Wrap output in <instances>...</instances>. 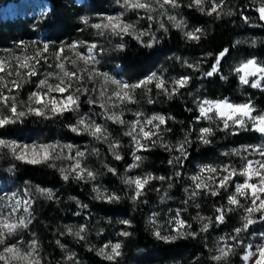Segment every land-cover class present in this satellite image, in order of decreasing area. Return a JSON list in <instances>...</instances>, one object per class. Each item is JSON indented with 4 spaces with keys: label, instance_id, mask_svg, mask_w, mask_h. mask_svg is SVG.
<instances>
[{
    "label": "clouds",
    "instance_id": "9594fccd",
    "mask_svg": "<svg viewBox=\"0 0 264 264\" xmlns=\"http://www.w3.org/2000/svg\"><path fill=\"white\" fill-rule=\"evenodd\" d=\"M112 3L121 11L112 15L98 16L95 22L87 16L81 17L85 25L83 31H90V35L99 40L93 43L80 40L79 47L86 49L83 54L73 48L74 44L69 46L74 54L64 59L53 53L54 61L59 62L48 65L51 71L42 74L35 89L29 92L26 98H21V91L31 83V80L28 75H22L14 67L15 63L21 62L24 57L18 58L10 55L0 58V64L4 70V74L0 75V121H10L8 124L0 125V132H6L15 125L24 126L29 120L34 121L33 127L36 124L44 127L51 122L52 128L57 133L68 131L76 136H87L89 142L85 149L80 150L72 143H61L59 139L48 141L47 132L33 138L31 142L0 137V141L3 142L0 145V163H7L6 170L14 173L18 171V164L26 163L17 158L22 152L26 151L31 158L35 150L42 157L43 150L46 149L49 153L48 159H42L39 164L55 170L63 182L72 181L89 185V199L94 202L120 205L127 200L135 210L140 205L149 203L147 199L149 193H154L160 203L173 199L169 192L175 188L176 183H182L179 179L180 169L184 167L185 161L189 158V149L193 145H196L197 152L202 148H215L216 144L221 142L217 138V133H223L227 137L236 132L254 130L264 136V133L256 131V128L260 126L258 121L264 118V112L253 115L257 108L251 103L235 104L227 99L200 100L197 98L193 100L195 109L199 113L195 123L203 121L207 126L195 129V135H193L194 124L189 125L188 129L181 128L182 138L173 142L168 138V134L173 129L165 126L166 122L182 126L185 121L171 114L165 115L159 112L148 114L144 106L166 105L182 100L185 96L182 90L191 88L193 76L166 78L152 72L139 83H126L115 78L124 72L123 58L129 50V43L125 37H131L141 47L151 50L154 45L160 44L163 38L168 37L171 30H176L186 44L201 45L202 41L208 40L212 35L211 27H190L188 20L182 15V8L208 17L213 22L239 15L249 26L261 27L255 21H264L260 19L259 13V10L264 8V0H247L244 5L258 12V17L244 16L238 6L235 4L229 6L226 0H172L171 3H166L165 0H112ZM131 14H135L136 18L126 19ZM109 18L119 20L121 27L115 30L111 26L105 27ZM144 21L147 22V27H142ZM97 24L101 27H94ZM125 26L128 28L127 32L124 31ZM157 33H163V37L158 38ZM145 37L148 39L145 40ZM249 46L258 47V41L253 39L249 42ZM227 52L228 48L225 47L219 53L211 70L207 72L203 71L201 61L190 62L179 56L176 59L180 62L181 68L200 73L197 79L209 78L219 74L220 57ZM212 55L213 53L208 52L205 59ZM250 61L255 62V67L249 69L246 74L243 70L244 65ZM113 64L115 67L110 71L115 76L110 74L109 70H102V66L108 67ZM10 67L12 71H8ZM21 67L28 68L29 75L34 76L37 73L35 64H27L25 67L21 63ZM255 69H260V71H255ZM231 73L237 78L240 87L248 86L251 89L264 91V64L257 59H247L237 64L231 68ZM228 80L229 76L220 75L221 83L227 84ZM141 82H143L142 86L137 87V84ZM17 86L20 90L13 93L12 89ZM199 90L200 85H197L196 91ZM186 95L193 97L194 92L188 91ZM120 97L126 98L122 100ZM83 105L88 106L87 111L83 110ZM218 105L222 107H217ZM93 106H98L101 110L97 112ZM240 107H247L249 112L245 114L235 111ZM13 108L16 110L15 113L12 111ZM187 111L190 113L193 109L188 108ZM129 114L133 119L126 118ZM98 119L101 122H98ZM111 125L117 126L120 133L114 134ZM98 128L99 132L96 131ZM125 137L128 138V143H124L123 138ZM99 145L107 148V154ZM125 149L131 150L132 162L120 171L114 164H109L107 159L110 156L113 161H124ZM154 149H161L168 154L167 164L171 167L168 175L145 170L150 157L144 155L143 152ZM217 151L219 156L227 158L228 162L204 163L194 174L186 175L185 179L190 181V184L182 187V192L186 197L183 200L185 207L169 209V211H175L176 215L164 224L154 219L158 215L154 213L153 217L149 218V223L155 225L151 228V235L164 243H176L179 240L196 238L206 239L205 234L213 225L219 227L226 222L225 218L228 213H237L240 226L233 229L234 235L217 237L214 248L208 249L207 260L210 264H232L233 258L243 248L244 252L240 258L244 264H256L260 252L264 250V243L257 245V250L253 252L250 250L251 243L246 244L244 241L249 227L264 221V209L260 208V204L264 203V145L228 147L217 149ZM250 156L259 158L250 160ZM92 160L96 163L92 164L90 162ZM109 173L123 187V192L113 191L103 183ZM234 176L242 177L243 183H235L234 191L229 192L230 186L234 183ZM138 180L144 184L143 189L138 188ZM154 182L159 186H154ZM245 185L256 187V193L253 194L251 189L246 188ZM41 189L43 191H40ZM32 191L29 189L27 194L31 195ZM34 191L39 194L37 198H42L46 202L55 198V193L51 189L37 187ZM223 194H227L225 204L212 205L214 212L211 215L202 214L201 204L198 202L202 195L217 197ZM233 200L236 202L232 203ZM67 201L77 205L79 210L74 213L75 216H80L82 211L89 208L88 204L82 203L78 197L72 195L67 197ZM24 202L26 206L23 214L17 215L22 205L21 201L15 198L14 203L10 205L11 212L0 213V264H44L47 261L42 242L37 234L29 233L31 239L24 238V232L32 223L29 218L31 216L29 209L33 201L29 199ZM189 207L197 209L195 215L191 217V222H187L186 227H181L178 232L170 231V228L178 226L177 221H183L180 219L181 212H187ZM257 213H259V219H257ZM108 223L111 224L112 221L109 220ZM119 223L129 227L134 226L131 221L125 219H121ZM185 223L183 221L184 225ZM193 223L198 226L196 231H193ZM104 231L102 227L96 228L87 224H65L62 230L58 227L54 235L68 237L78 245L83 243L87 251L93 252L104 260L112 261L114 264H121L125 255L122 251L123 241L109 242L99 247L92 243L91 236L95 235L99 238ZM156 233H160L159 237ZM116 235L132 237L134 234L128 230H121ZM261 235L264 236V233ZM53 242L64 254L63 259L56 261V264H83L77 258L76 253L70 252L61 239L57 238ZM116 244L120 245L119 256L112 253V247ZM9 249L14 250L15 258L13 253L8 251ZM108 256H112V259L109 260ZM118 257L120 260L117 259ZM253 257L258 258L253 260Z\"/></svg>",
    "mask_w": 264,
    "mask_h": 264
},
{
    "label": "trees",
    "instance_id": "16d2710c",
    "mask_svg": "<svg viewBox=\"0 0 264 264\" xmlns=\"http://www.w3.org/2000/svg\"><path fill=\"white\" fill-rule=\"evenodd\" d=\"M16 0H0V5H7ZM51 5V11L46 15H37L28 18H11L6 20H0V56L1 58L8 57L10 55L16 56L17 53H27V55H33V46L39 48L38 53H35V61L39 65V76L42 72H47V64L44 63V57L47 53H42V46L39 40L35 39L40 33L47 34V46L50 53L53 52L59 46L64 47L66 44L77 43L83 40L82 37L87 33L83 31L85 25L83 24L81 17L104 14L105 0H86L85 3L79 5L75 0H45ZM229 6L235 4L239 7V10L244 13V16L258 17L259 13L251 7H244L247 0H226ZM182 15L188 20L191 26H204L205 28L211 27L212 35L208 40L202 41L201 45H188L181 38L180 33L176 30H171L168 37L163 38L160 44L154 45L151 50L145 49L137 44L135 41H127L129 43V50L123 58V68L127 75L134 77H140L152 72L157 66H166V68L176 71L178 75L184 74L180 72L181 66L176 57L179 56L183 59L190 58L194 61H201L203 71L207 72L211 70L212 65L215 63L219 53L223 51L225 47L228 48V52L225 53L221 59V65L219 74L213 77L204 78L200 77V73H193L187 69L190 73L189 76H193L192 84L196 83L201 85L206 93L205 97L211 100H229L235 103H241L242 99L239 97L238 80L236 77L229 76L225 72V68L230 60L236 56H240V53H245V57L256 58L260 63L264 64V38L258 42V47L249 49L246 51L244 45L237 43V39L246 34H257L264 36V21L256 20L255 23L261 25V27H251L246 24L241 16L237 15L231 19H222L220 21L213 22L210 18L204 17L199 13H196L190 9L182 8ZM157 37H163V33H157ZM87 42H91V39L85 38ZM208 52L213 53L211 57L205 59ZM158 58L156 64H153V60ZM38 59V60H37ZM115 65V64H114ZM185 69V68H183ZM178 70V71H177ZM186 70V69H185ZM4 74V73H3ZM220 75L229 76L227 84L221 83ZM31 83L26 85L21 91V95L24 97L34 90L35 84L39 81L36 76H30ZM20 90L17 88V91ZM249 94L252 95L251 102L259 108L264 110V91H253L246 88ZM184 92V91H182ZM185 93V92H184ZM161 108L162 113L164 111L173 115L177 119H182L185 123L181 126L178 124H172L169 122L171 128L175 132V135L180 137L181 128L188 129L189 125H196L195 120L198 117V113L195 107L192 105L191 100L185 94L182 100H176L170 104H154L151 108ZM192 108V112H188L187 109ZM164 110V111H163ZM33 120L25 122L24 126H19L18 129L13 130L15 126H11L7 132L17 131L24 137L25 134H32L36 131H45L46 128L54 130L50 124L42 127L40 124H36L33 127ZM48 126V127H47ZM248 138V135H242L236 138ZM216 152L214 148H202L199 152L196 151V145L189 149V159H206L208 156ZM150 157L149 165L155 170L167 168V157L160 151L148 153ZM161 166V167H159ZM14 178L16 177L20 183L34 182L40 184L45 188H56L61 195H70L83 199L85 194L88 193L87 189L80 191L76 187L70 186L68 183L64 184L60 181V177L47 170L45 167L30 166L23 163L18 164V171L12 173ZM66 199V198H65ZM90 200V199H89ZM210 201L217 205V199ZM91 201V200H90ZM96 204L94 201L91 202ZM213 204V205H214ZM61 208L54 204L45 205L40 208V217L42 225L38 224V233L40 234L45 250V254L49 257L50 264H56V261L62 260L58 256V251L53 241H50V236L54 232H57L59 223L63 218L72 216L78 209L74 205H64L62 201ZM97 209L101 216L105 218H112L115 220L119 216L130 219L133 226L134 240L131 241L132 247L144 246L149 248L147 250L153 259L159 263L170 262V264H210L207 260V248L205 246V240L201 238L188 239L178 244L164 245L160 243H153L150 237V233L146 229L145 216L146 207H138L133 210L127 200L120 205L110 204H98ZM63 208V209H62ZM84 215V212H81ZM80 215V216H81ZM91 219V217H87ZM226 222L230 221L229 216H226ZM226 222L224 224H226ZM221 224L219 227L223 226ZM218 227V228H219ZM61 239V238H60ZM62 241L73 246L79 253L81 258L86 264H114L107 261H100L93 253H88L84 250L83 244H76L71 239L64 238ZM53 242V243H50ZM150 257V258H151ZM199 257V259L197 258ZM45 264H48L45 262Z\"/></svg>",
    "mask_w": 264,
    "mask_h": 264
},
{
    "label": "rangeland",
    "instance_id": "374dc122",
    "mask_svg": "<svg viewBox=\"0 0 264 264\" xmlns=\"http://www.w3.org/2000/svg\"><path fill=\"white\" fill-rule=\"evenodd\" d=\"M75 1L79 5L86 2V0H75ZM105 9H106V11L104 14L94 15V16H91L89 19H91L93 22H95L98 16L112 15V14H116L117 12L121 11L119 8L114 6V4L112 3V0H105ZM50 10H51L50 3L48 1H45V0H16V1H13V2L7 4V5H0V20H6V19H11V18H22V19H24V18H28V17H34L37 15H46L50 12ZM135 18H136L135 14H131L129 17H126V19H135ZM189 26L191 27L190 23H189ZM142 27H147L146 21L142 22ZM88 37L91 39V42H87L86 40H84L85 38H88ZM263 38H264V36H262L260 34L259 35L254 34V33L253 34H246V35L242 36L241 38H238L237 43L240 45H244V48L246 49V51H248L249 49H252L249 46L250 41H252L253 39H256L259 42V41H262ZM46 39H47V34L44 32V33H40L37 36V38L35 39V41L39 40L41 42V46H42V50H41L42 53H47V56L44 57L43 60L45 61L44 63L47 64L46 68L48 69V71H51V69L48 67L49 64H53L54 62H59V61H54V58L52 56L53 53L58 54L61 59H64L67 56L73 55L74 52L69 47L73 44L77 45L76 50H79L82 54L86 50L85 48H80L79 44H77V43H70V44H66L64 47L59 46L53 52L50 53L48 46H47V50H45V45H47ZM82 39L84 41H86L87 43H93V42H97L99 40V38L91 36L90 31H87V33L82 37ZM144 39L147 40L148 38L145 37ZM125 40L131 41L132 39H131V37H125ZM32 48L34 50L33 55H31V54L27 55V53H19V54L17 53L16 57H18V58L24 57V59L21 62L15 63V65H14L15 69H17L22 75H28L29 79L31 76V75H29V70H28V68L21 67V63L26 62L28 65L35 64L36 68H37V72L40 70L38 63L35 61L36 56H34L35 53H38L39 48L35 45ZM239 55L240 56H236V57L232 58L230 60V62H228L227 66L225 68V72L229 76L235 77L231 73V68L235 67L237 64H239V63H241L247 59H256V58L245 57V53H243V52L240 53ZM0 58H1V56H0ZM181 59H183V58H181ZM186 59L189 60L190 62L194 61L190 58H186ZM157 60H158V58L153 60V63L151 65L156 64ZM179 64H180V62H179ZM162 65L157 66L152 72H155L156 74L162 75L166 78H171L173 76L182 77V76L188 75L190 73V71L188 72L186 68H185L186 70L181 68L180 72L183 71L184 74L178 75L176 73V71L170 70V69L166 68V66L164 67ZM114 67H115L114 64L110 65L108 67L102 66V70H109L110 71V69L114 68ZM12 70L13 69L11 67L8 68V71H12ZM152 72H150L146 75L140 76L139 78L138 77L136 78L132 75H127L125 70L119 76H115V74L112 73L111 71H110V74L114 75L115 78L120 79L122 82L139 83L140 81L145 79L148 75H150ZM3 73H4V70H0V75H3ZM43 73L44 72H42L40 76L37 73H36V75L39 79H41ZM36 75H34V76H36ZM197 85L198 84L194 83L191 85L190 89L182 90L185 92V94L188 91L194 92V96L189 97L193 106H194V103H193L194 99H197V98L200 100L208 99L205 97L206 93L204 92V89L202 88L201 85H200V90L196 91ZM35 86H36V84H35ZM35 86H34V89H35ZM17 88H18V86L14 87L12 89L13 93H15L17 91ZM246 88L251 89L248 86L240 87L238 85V90L240 91L239 97L242 99L241 103H251L252 105H254L253 102H251L252 95L249 94V91L246 90ZM251 90L260 91L257 89H251ZM21 98L23 99L26 97L21 95ZM220 100H222V99H220ZM229 102H231V101H229ZM231 103H235V102H231ZM235 104H240V103H235ZM93 107H94V110L97 112H99L101 110L98 106H93ZM144 107H145L146 112L148 114L159 112L161 114L168 115V113H166L164 110H163L164 113L160 112V111H162V109L159 107L154 109V110L151 108L152 106H144ZM83 110L87 111L88 106L83 105ZM261 112H264V110H260L259 108H257V111L254 112L253 115H259ZM197 113H198V111H197ZM198 115H199V113H198ZM126 118L129 120L133 119V117L130 114L127 115ZM69 119H70V117H69ZM98 122H101V121L98 119ZM50 123L51 122H48V124H50ZM19 126L20 125H16V127L13 130L18 129ZM165 126L172 127V126H170L169 122H166ZM204 126H207V125L203 121L196 123V125L194 126L193 135H195V129H198V128L204 127ZM110 127L112 128L114 134L120 133V129L117 126L111 125ZM44 132L48 133V135L46 137V139L48 141H53L55 139H59L61 143H72L77 148H79L80 150H84L86 144L89 142V138L87 136H83V135L76 136L75 134H72L71 132H68V131H61V132L57 133V132H55V130H51L50 128H46L45 131L40 130V131H36L35 133H32V134H25L24 137L22 136V134H20L17 131L0 132V137L13 139V140H17V141L23 140L25 142H31L33 140V138L43 134ZM242 135H248V138H246V139H245V137L236 138V137H241ZM168 138L170 140H172L173 142H175L178 138H182V134H180V137H178V135H175V132L172 131L171 133L168 134ZM217 138L220 139L221 142L216 144V147L214 148L216 152H213V154L208 156L205 160L200 159V158L195 159V160L194 159L191 160L188 158L185 161L184 167L182 169H180L181 177L179 179L182 181V183H176L175 188L169 192V195L171 197H173L172 200H167V202H165V203H160L158 197L154 193H149V195L147 196L149 203L147 205H140L142 207H146V209H145L146 210L145 224H146L147 231L150 233V237H151V240L153 241V243H160V244H164V245H173V244L175 245V244H178L182 241H185V240H179L176 243H164L163 241L156 240L151 235V228L154 227L155 225H152L149 223V218L153 217L154 213H158V215L155 216L154 219H156V221L158 223L164 224L169 218L175 217V215H176L175 211H169V209H173V210L177 209V208L183 209L185 207V205L183 204V200L186 199V197H185L184 193L182 192V187L190 184V181H187L185 179L186 175L194 174L198 170V167L204 163L212 164V163L228 162L227 158L219 156L217 149L228 148V147H240V146H246V145H253V146L264 145V136L255 132L254 130L248 131V132H236L234 135L227 136V137H225L223 133H217ZM123 140H124V143H128V138L125 137V138H123ZM99 147H101L104 150L105 154H107V148L104 145H99ZM130 151H131L130 149L124 150V155H125L124 161L116 162V161H113L110 156H108L107 162L109 164H114L118 169H120V171H123L125 165L130 164L132 162L130 159ZM155 151H157V152L160 151L161 153H163L167 157V160L169 159L168 154L161 149H154L151 151L143 152V154L148 156V153H150V152L153 153ZM258 158L259 157H251V156L249 157L250 160H254V159H258ZM90 162L92 164L96 163L95 160H92ZM23 164L30 165V166L45 167V166L40 165V164H28V163H23ZM7 166H8L7 163H0V213L11 212L10 205L14 203V198H15V199L20 200L21 205H22L20 207L17 215L23 214L24 207L26 206L23 202L26 200H29V199L32 200L33 201L32 207L29 209V211L31 212V216L29 218L32 220V223L29 225V228L24 232V238L26 240L31 239V236L29 235V233L34 232L37 234L40 241L42 242V238L37 231L38 226L42 223V221H41L42 219L40 217V208L42 209V207H44L45 205H49V204H54L57 207L61 208V207H63V206H60L62 201H64V205H74V206H76V208H77V205L74 202L67 201V197L69 195H65V197H64V195H61L60 192L56 188H50V187L45 188V187H42L40 184H37L34 182L20 183L16 177L14 178L12 173H10L6 170ZM159 167H161V166H159ZM46 169L59 176V174L55 170L48 169V168H46ZM145 170H151L154 173L168 175L171 171V167L168 165L167 168L155 170L153 167H151L149 165V163H147L145 165ZM130 175H131V173H130ZM60 181L64 184L68 183L70 186L76 187L80 191L87 189L88 193L85 194L83 199L79 198V200L82 203H86L89 205L88 209L82 211V212H84V215H81V216H75V215L71 216L70 215L68 217L63 218V220L59 223V227L61 228V230H62V226L65 224H77V225L87 224L90 226H95L96 228L102 227L105 229L104 233L102 235H100L99 238H97L95 235H92L91 236L92 243L96 244L99 247V246H103L109 242L117 243V242L123 241L124 245H123L122 251L124 252L125 255L121 261V264H162V263L157 262L155 259H153L150 256L153 252L149 253L147 251V250H149V248L144 247V246L132 247L131 241H133L135 239L134 235L132 237H121V236L116 235V233H118L121 230H128V231H131L133 233V231H132L133 227H129L126 224H120L119 223V221L121 219L129 220V221H130V219L124 218L123 216H119L115 220H113L110 217L105 218L104 216H101L98 209H97V207H98L97 205L98 204H106L107 205L108 203L95 202L96 204H93L94 206L92 208V206L90 205L92 200L91 201L89 200V185L78 184V183H75L72 181L65 183L62 181L61 178H60ZM233 181H234V183L230 186L229 192L234 191L235 183H243V178L234 176ZM103 183L109 189H111L113 191L123 192V187L119 184V182L116 180V178L113 177L112 174H110V173L104 178ZM174 183H175V181H174ZM154 186H159V184L154 182ZM37 187L53 190L55 193L54 200L46 202L42 198H37L39 196V194L34 191L35 188H37ZM29 189L33 190L31 195L27 194L29 192ZM70 195H72V193H70ZM226 195L227 194H223V195H220L217 197H205L202 195L198 201L201 204L200 211L202 212V214H206V215L213 214L214 209L212 208V205L214 203H216L213 199H217L218 200L217 205L220 206V205L226 203ZM57 199L59 200L58 204H57ZM210 201H213L214 203L212 205H209V204H211ZM190 203H192V202H190ZM214 205H216V204H214ZM196 211H197V209L195 207H189L187 212H181L180 219H182L183 221L186 222L184 225L185 227L187 225V222H191V217L193 215H195ZM226 216H229V219H231V220L226 222V224H224L223 226H221L219 228L216 227L215 225H213L212 228L210 229V231L207 234H205V236H206L205 245H207L206 248H207L208 255H209L208 249L214 248L217 237L234 235L233 229L235 227L240 226L239 217H238L237 213H228ZM87 217H91V219H89ZM257 219H259V213H257ZM109 220L112 221L111 224L108 223ZM165 226L167 227V224H165ZM197 229H198V226L195 223H193V231H196ZM169 230L178 232V231H180V227L174 226V227L170 228ZM54 233H56V232H54ZM54 233L52 234V236H50V239H49L50 241H54L57 238H59V239L61 238V242L68 247V250L70 252H75L77 258L80 261H82L83 264H86L73 246L62 241L63 237H60L58 234L54 235ZM261 233H264V221H260L256 225H251L249 227L248 232L245 234V241L244 242L246 244L251 243L252 247L250 250L253 252H255L257 250V245L264 243V236H262ZM64 238H68V237H64ZM68 239H70V238H68ZM232 243H234V242H232ZM42 246H43V242H42ZM55 247L59 253L58 256L63 259L64 254L61 252V250L56 245H55ZM43 249H44V246H43ZM84 250L88 253H93V252L87 251L85 249V247H84ZM243 252H244V249L241 248L239 254H237L233 258L232 264H244V261L241 260V258H240L241 255L243 254ZM44 254H45V250H44ZM93 255H95V254L93 253ZM95 256L98 259H100V261H107V260H104L97 255H95ZM152 256H153V254H152ZM257 258L258 257H253V260H255ZM117 259L120 260L119 257ZM49 261H50L49 257H47L46 263H48ZM107 262L114 263L112 261H107ZM44 264H45V262H44ZM163 264H170V262H166ZM179 264H181V263H179Z\"/></svg>",
    "mask_w": 264,
    "mask_h": 264
},
{
    "label": "snow or ice",
    "instance_id": "6c2138e0",
    "mask_svg": "<svg viewBox=\"0 0 264 264\" xmlns=\"http://www.w3.org/2000/svg\"><path fill=\"white\" fill-rule=\"evenodd\" d=\"M165 2L166 3H171L172 0H165ZM259 13H260V19L264 20V8H261L259 10ZM107 26H111V28L115 30V29H119L121 27V24H120L119 20H114L113 18H109L108 19V24L105 25V27H107ZM94 27L100 28L101 25L97 24V25H94ZM124 31L125 32L128 31V28L126 26L124 28ZM76 47H77V45L74 44L73 45V48H76ZM45 49H47V45H45ZM82 59H83V57H82ZM23 66L27 67V63L24 62L23 63ZM2 67H3L2 64H0V70H2ZM254 67H255V62L254 61H250L248 64L244 65V69L243 70L247 74L248 70L249 69H254ZM255 71H260V69H255ZM148 82H150V81H148ZM142 83L143 82H141V84H137V87L142 86ZM125 98L126 97H120V99H122V100L125 99ZM69 101L71 102V98H69ZM217 107H222V106L221 105H218ZM12 111H13V113H15V111H16L15 108H13ZM235 111H238V112H242V113L247 114L249 112V109L247 107H240V108L235 109ZM37 114L39 115V113H37ZM8 123H10V121H7V120L0 121V125H4V124H8ZM258 124L260 126L256 128V131H259L261 133H264V118H261L258 121ZM96 131L99 132L100 129L98 128V129H96ZM145 135L147 137L148 134L146 133ZM2 144H3V142L0 141V145H2ZM10 147H14V146H10ZM48 156H49V153L45 149V150H43V156L42 157H40V154L39 153H37L35 150H33L32 157L31 158H29V156L26 153V151L25 152H22L21 155L18 156L17 158L18 159H21V160H24L28 164H39V163H41V160L42 159L43 160L48 159ZM249 175H251L250 172H249ZM137 185H138V188H140V189H143L144 188V184L142 182H140L139 180L137 181ZM245 187L251 189V191H252L253 194H255L256 191H257V188L254 187V186H252V185H245ZM40 191H43V190L41 189ZM235 202H236L235 200L232 201V203H235ZM23 203L26 204V202H23ZM260 208L261 209H264V203H261L260 204ZM177 224H178V226L180 228L181 227H184L183 221H177ZM6 227H7V225H6ZM156 235L159 237L160 233H156ZM119 248H120V245L119 244H116V245H114L112 247V253H113V255L119 256V254H120L119 253ZM8 251L10 253H13V256L15 258L14 250L13 249H9ZM108 259L111 260L112 259V256H108ZM246 259H247V257H246ZM256 264H264V250H262L260 252L259 259L257 260Z\"/></svg>",
    "mask_w": 264,
    "mask_h": 264
}]
</instances>
